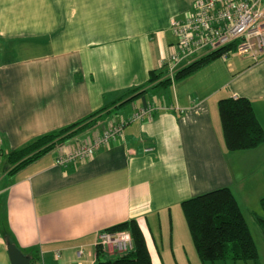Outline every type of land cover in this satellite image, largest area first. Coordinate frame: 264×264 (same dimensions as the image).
<instances>
[{
    "label": "crops",
    "instance_id": "0c3cea01",
    "mask_svg": "<svg viewBox=\"0 0 264 264\" xmlns=\"http://www.w3.org/2000/svg\"><path fill=\"white\" fill-rule=\"evenodd\" d=\"M195 1L0 0V264H11L5 232L41 264H97L96 234L129 221L138 224L152 264H203L183 201L229 188L243 213L234 191L241 188L240 200H253L264 216V142L227 151L218 112L220 100L246 98L264 131V52L253 60L232 51L169 86L147 85L174 50L171 20ZM130 98L78 138L7 173L11 151ZM147 106L150 118L133 119ZM121 121L122 137L92 158L56 165L59 155ZM241 181L248 186L237 187Z\"/></svg>",
    "mask_w": 264,
    "mask_h": 264
},
{
    "label": "trees",
    "instance_id": "16d2710c",
    "mask_svg": "<svg viewBox=\"0 0 264 264\" xmlns=\"http://www.w3.org/2000/svg\"><path fill=\"white\" fill-rule=\"evenodd\" d=\"M235 48V43H232L204 55L177 70L172 77L166 74L165 69L159 73L151 72L147 85L154 84V88L169 86L172 81L189 76L211 61L222 57L225 52H234ZM132 98L119 104L113 103L102 107L78 122L41 135L23 147L11 151L4 158L7 173L14 175L39 158L78 138L106 120L112 109L131 101ZM218 112L227 151L252 150L264 142L263 128L257 121L248 99H222L218 103ZM260 205L264 211V197L260 200ZM181 207L197 256L203 264L218 261L258 262V252L248 224L229 188H220L195 196L183 201ZM255 219L264 236V218L255 215ZM107 231L129 232L134 249L117 255L112 260L107 257L106 253L97 250V264H152L143 234L136 221L116 225ZM4 237L12 241L7 232L4 233ZM26 255L31 257L30 264L39 261V258L33 254Z\"/></svg>",
    "mask_w": 264,
    "mask_h": 264
},
{
    "label": "built area",
    "instance_id": "2783aa9c",
    "mask_svg": "<svg viewBox=\"0 0 264 264\" xmlns=\"http://www.w3.org/2000/svg\"><path fill=\"white\" fill-rule=\"evenodd\" d=\"M170 28L176 44L163 64L170 77L184 59L207 55L232 43L236 45L235 54L248 55L256 60L257 55L264 52V0H196L182 19L171 20ZM227 55L225 52L222 57ZM153 111L152 106H147L136 112L133 119L150 118ZM126 123L121 121L110 125L91 141L59 155L56 165L66 166L92 158L96 151L122 137ZM94 245L97 250L115 255L134 249L132 237L127 231H99ZM55 255L59 256L58 253Z\"/></svg>",
    "mask_w": 264,
    "mask_h": 264
},
{
    "label": "rangeland",
    "instance_id": "374dc122",
    "mask_svg": "<svg viewBox=\"0 0 264 264\" xmlns=\"http://www.w3.org/2000/svg\"><path fill=\"white\" fill-rule=\"evenodd\" d=\"M66 153H68V152H66ZM63 154H65V153H63ZM4 163L5 162L3 161V164ZM229 164H230L231 169L233 170V173L235 174L234 175L235 178H239V175L241 174V172L239 170L237 162L234 161V157L229 160ZM251 169H253V167H251V163H250V164H248L247 170L245 172H242V174H247L248 172L251 171ZM1 170H3V167H2ZM263 171H264V169H263ZM259 174H261V172H259ZM262 175H264V172L262 173ZM249 183H251V181H249ZM244 185L248 186V183L247 184H243V181H241V182L238 183L237 187H240V186L242 187ZM234 191H235V193H237V192L240 193L241 188H237V190H234ZM238 193L236 195H237L239 201L241 202L242 210H243V213H244V218H245V220H246V222L248 224L250 233L252 235V238H253L254 243L256 245V248H257L259 264H264V237L262 236V233L260 232V228L257 226V224L255 222V219H254V217L252 215V211L258 212L259 214H257V216H261V217H264V216H262L263 213H262V211H260V209L253 210V200L244 199V198H241V200H240V197L238 196ZM115 258H112V259H115Z\"/></svg>",
    "mask_w": 264,
    "mask_h": 264
},
{
    "label": "water",
    "instance_id": "95a60500",
    "mask_svg": "<svg viewBox=\"0 0 264 264\" xmlns=\"http://www.w3.org/2000/svg\"><path fill=\"white\" fill-rule=\"evenodd\" d=\"M6 250L11 264H30L31 257L21 253L17 247L10 241L6 240Z\"/></svg>",
    "mask_w": 264,
    "mask_h": 264
}]
</instances>
